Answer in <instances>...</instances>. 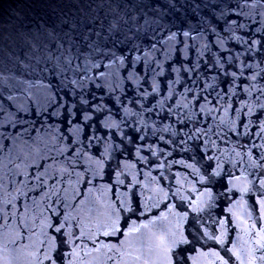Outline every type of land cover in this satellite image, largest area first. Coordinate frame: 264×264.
<instances>
[{
    "label": "snow or ice",
    "instance_id": "obj_1",
    "mask_svg": "<svg viewBox=\"0 0 264 264\" xmlns=\"http://www.w3.org/2000/svg\"><path fill=\"white\" fill-rule=\"evenodd\" d=\"M201 179H203V177H202ZM262 183H264V181H262ZM256 243H257V244H260V241L257 240ZM262 246H264V245H262ZM261 259H264V256H262Z\"/></svg>",
    "mask_w": 264,
    "mask_h": 264
}]
</instances>
